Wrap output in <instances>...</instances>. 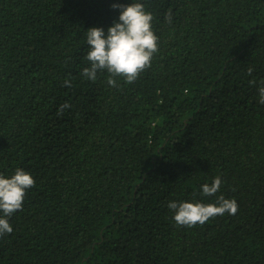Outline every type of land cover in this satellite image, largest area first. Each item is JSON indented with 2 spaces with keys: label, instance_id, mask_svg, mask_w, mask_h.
Returning <instances> with one entry per match:
<instances>
[{
  "label": "trees",
  "instance_id": "1",
  "mask_svg": "<svg viewBox=\"0 0 264 264\" xmlns=\"http://www.w3.org/2000/svg\"><path fill=\"white\" fill-rule=\"evenodd\" d=\"M130 2L0 0V175L35 181L0 264H264V0H138L150 67L87 79V29ZM220 195L238 211L203 225L167 206Z\"/></svg>",
  "mask_w": 264,
  "mask_h": 264
},
{
  "label": "clouds",
  "instance_id": "2",
  "mask_svg": "<svg viewBox=\"0 0 264 264\" xmlns=\"http://www.w3.org/2000/svg\"><path fill=\"white\" fill-rule=\"evenodd\" d=\"M114 9H119L118 21H114L107 28L90 27L86 31L88 51L84 59L89 67L82 70V74L89 80L95 81L97 73L105 71L109 74L107 83L116 86V77L126 83L134 82L141 72L150 67L153 55L158 51V37L152 30L153 15L145 10L143 3L131 0L124 5L114 3ZM170 14L166 20L170 21ZM253 69H248L251 75ZM255 83V81H250ZM70 86L69 81H65ZM259 103L264 104V86L259 87ZM67 107V105H65ZM35 184L33 177L21 168H17L9 178L0 175V236L13 231L9 219L13 213L22 210L24 198L28 189ZM222 184L219 177L211 184L200 186L204 196L215 195ZM168 208L174 210L173 220L177 225L193 227L203 225L210 218L225 213L235 215L238 205L234 199H227L223 195L216 203L188 202L177 203L171 201Z\"/></svg>",
  "mask_w": 264,
  "mask_h": 264
}]
</instances>
